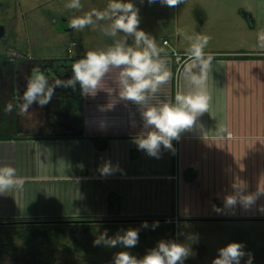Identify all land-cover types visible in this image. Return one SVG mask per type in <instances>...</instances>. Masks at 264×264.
<instances>
[{"label":"crops","instance_id":"obj_1","mask_svg":"<svg viewBox=\"0 0 264 264\" xmlns=\"http://www.w3.org/2000/svg\"><path fill=\"white\" fill-rule=\"evenodd\" d=\"M70 41L76 44L66 53L74 62L94 50L90 38L71 37L64 42L65 49ZM177 44L161 53L173 76L150 97L149 105L174 101L178 90L192 88L183 72L189 63L188 47L179 49ZM204 51L215 57L207 81L209 111L172 141L171 150L161 148L159 158L147 155L135 143L143 131V107L120 97L121 69L111 68L94 92L84 93L79 84L75 89L54 87L51 97L58 102V112L48 119L41 107L33 109L28 130L19 126L21 108L15 101L14 84L12 109L0 111V119L16 116L13 121L18 127L0 133V164L13 166L23 185L0 194V223L254 218L253 211L238 207V178L241 170H255L260 160L256 157H264V52ZM71 66L41 70L55 84L71 78ZM221 127L226 131L220 133ZM93 136L106 137L103 148L94 144ZM106 163L113 170L102 175L100 169ZM259 164L264 172V162ZM231 195L238 199L229 207L225 198Z\"/></svg>","mask_w":264,"mask_h":264},{"label":"rangeland","instance_id":"obj_2","mask_svg":"<svg viewBox=\"0 0 264 264\" xmlns=\"http://www.w3.org/2000/svg\"><path fill=\"white\" fill-rule=\"evenodd\" d=\"M67 2L68 0H0V55H3L0 57V111L4 112L7 105L12 106V86L15 84L18 93L15 101L21 108L22 118L19 126L22 125L27 130L31 125L29 113L33 109L36 111L35 108L41 107L40 111L45 110L46 115H49L46 117L48 119L59 110L58 102L53 97L51 103L49 99L44 106L34 103L27 111L23 109L20 96L25 90L26 76L33 66L41 69H70V62L74 61L67 57L69 51L63 46L71 37L90 38L94 50L107 48L115 39L123 37V33L115 38L102 34L99 29L107 26L108 21H98L96 28L87 27L82 31H74L69 27L68 21L73 16H82L92 9L103 10L109 0H81L82 8L79 11L67 9ZM132 2L139 8V28L153 37L164 50L173 43H178L179 49L188 47V41L176 35V29L181 28L189 35L210 36L207 49L238 53L264 52V48L258 43L259 34L264 33V0H184L176 7L162 6L158 2L149 5L147 0L143 3L141 0ZM164 39L170 46L163 44ZM106 41L111 44H106ZM128 44H134L133 37H128ZM49 82L54 85L52 81ZM13 118L16 116L8 114L7 119H0V133L7 134L17 129ZM50 125L56 126L54 123ZM257 159L260 160L255 164V170H241L238 178L239 196H257L255 203L247 208L255 213L254 218L159 222V227L155 230L151 227L140 228L142 222H3L0 223V264H113L117 252L129 251L140 258L156 247L160 240L175 241L189 247L190 255L184 260V264H211L218 249L230 242L242 243L245 252L252 255V264H264V172L259 171V162H264V157H256ZM238 207L245 208L241 203ZM152 223L148 222L149 225ZM30 226L46 230L47 235L54 236L53 241L34 239L26 248L18 230L21 227L29 229ZM129 227L140 228L139 242L135 247L125 249L119 245L113 248L103 244L94 246V240L101 233L107 231L108 237H114L118 231L122 235L123 230ZM247 259L246 255L241 264H245Z\"/></svg>","mask_w":264,"mask_h":264},{"label":"clouds","instance_id":"obj_3","mask_svg":"<svg viewBox=\"0 0 264 264\" xmlns=\"http://www.w3.org/2000/svg\"><path fill=\"white\" fill-rule=\"evenodd\" d=\"M144 0H141L143 3ZM160 3L162 6L176 7L184 0H147L149 5ZM65 7L79 11L81 0H68ZM98 21H108L107 26L99 30L111 38L123 33V37L115 39L113 44L105 49L89 50L84 57L76 60L71 66V78L67 81L56 80L50 84L49 76L39 66H33L26 76V86L20 96L23 109L27 111L34 103L44 106L53 95L56 86H71L75 89L79 84L84 93L94 92L111 68L121 69L118 81L121 86L120 97L141 105L143 131L135 143L140 150L151 157L159 158L161 148L171 150L173 140H178L180 134L192 129L197 117L209 111L211 96L207 91L208 75L212 69L215 57L205 53V48L211 40L210 36L202 34L189 35L184 29L177 28L176 35L188 41L187 56L189 63L183 68L186 79L192 86L189 91L178 90L174 101L162 102L159 105H149L151 96L155 95L162 85L167 84L173 76L168 62L161 58L164 49L159 47L153 37L139 28V8L132 0H109L103 10L92 9L82 16H73L69 27L74 31H82L87 27L96 28ZM128 37L134 38V44H128ZM259 46L264 48V33L258 36ZM198 69V71H194ZM7 105L5 111H11ZM220 133L226 130L221 127ZM110 163L104 164L100 172L108 175L112 172ZM23 180L17 176L16 169L10 164H0V194L22 187ZM236 195L225 198L226 206L237 203ZM257 196L240 195L239 202L247 209L251 207ZM155 230L159 222L151 225L142 222L140 228ZM140 228L129 227L118 231L114 237H108L107 231L101 233L94 246L103 244L113 248L122 246L125 249L135 247L139 242ZM240 242H230L218 249L217 256L211 264H241L247 255L245 264H252L251 253H246ZM190 255V249L182 243L160 240L157 246L148 250L143 257L138 258L129 251H119L114 255L113 264H184Z\"/></svg>","mask_w":264,"mask_h":264},{"label":"trees","instance_id":"obj_4","mask_svg":"<svg viewBox=\"0 0 264 264\" xmlns=\"http://www.w3.org/2000/svg\"><path fill=\"white\" fill-rule=\"evenodd\" d=\"M3 57V55H0V57ZM241 56V55H240ZM243 57H248L251 55H242ZM92 141L94 142V144L98 147V148H103L105 141H106V137L103 136H93ZM100 140H103L102 142H100ZM60 230V227L58 226V231ZM19 235L22 238V242L25 245L26 248H28L31 244V242L35 239L41 240V241H46V242H52L54 236H51L50 234L47 235L46 230H42L40 229V227H29V229H27V227L23 228L21 227L19 230Z\"/></svg>","mask_w":264,"mask_h":264},{"label":"built area","instance_id":"obj_5","mask_svg":"<svg viewBox=\"0 0 264 264\" xmlns=\"http://www.w3.org/2000/svg\"><path fill=\"white\" fill-rule=\"evenodd\" d=\"M163 43H166L167 44V41L164 39L163 40ZM75 44H76L75 41H70V43L67 45L66 49L68 51H70L71 50V47H73ZM179 59H180V57L179 56H176V60L179 61Z\"/></svg>","mask_w":264,"mask_h":264}]
</instances>
